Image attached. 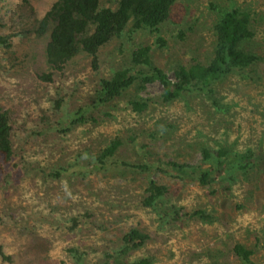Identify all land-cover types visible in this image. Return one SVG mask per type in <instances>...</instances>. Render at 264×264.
<instances>
[{
	"label": "rangeland",
	"instance_id": "obj_1",
	"mask_svg": "<svg viewBox=\"0 0 264 264\" xmlns=\"http://www.w3.org/2000/svg\"><path fill=\"white\" fill-rule=\"evenodd\" d=\"M54 2L0 0V35L12 41L0 46V107L10 111L17 152L12 164L0 156V245L10 257L0 256V264H74L73 249L101 261L117 255L131 228L149 235L127 256L131 262L151 256L153 264H246L234 251L242 243L254 264H264V60L215 80L211 92L171 102L159 98V80L95 102L102 78L144 67L131 60L139 45L151 47L173 81L179 65L211 60L221 9L251 13L255 36L244 47L264 55V0H178L158 31H126L103 47L98 69L81 53L47 79L49 32L38 35L36 26ZM101 3L115 7L118 0ZM141 98L148 107L135 111L131 101ZM116 139L119 147L102 164L98 155ZM203 147H226L229 157L249 162L232 158L233 168L205 185L199 172L168 167L213 166L216 154L205 159ZM151 179L168 187L154 207L143 204ZM201 210L204 218L194 214Z\"/></svg>",
	"mask_w": 264,
	"mask_h": 264
},
{
	"label": "trees",
	"instance_id": "obj_2",
	"mask_svg": "<svg viewBox=\"0 0 264 264\" xmlns=\"http://www.w3.org/2000/svg\"><path fill=\"white\" fill-rule=\"evenodd\" d=\"M177 1L118 0L115 7H109L102 5L101 0H55L36 26L38 35L49 32L45 55L50 72L43 75V78L50 79L52 72L62 71L70 61L81 53L89 55L93 68L98 69L99 53L103 47L114 40L121 39L126 31H158L160 26L171 16ZM215 35L212 59L206 63L179 65L175 71L176 80L174 81L169 78L164 69L155 64L149 45H139L133 48L131 50L133 64L144 67L134 72L129 68L118 69L110 78H102L95 102H110L131 86H136L140 90L147 83L155 80L161 81L164 86L163 93L159 98L164 102H171L182 94L193 93L196 90L209 88V92H211L210 84L215 80L226 76L236 68L244 70L264 60V55L248 51L244 47L255 36L251 13L248 10L240 6L221 9L215 22ZM0 46L11 48V36L0 35ZM131 104L135 111H142L148 107L149 99L132 100ZM12 125L10 111L0 107L1 164H12L17 156L12 140ZM119 144L120 141L116 139L101 151V155H98L97 158L102 160L100 161L102 164L114 155ZM225 148L211 151V149L203 147L202 152L205 159H211L213 153L216 154V163L213 166L197 168V166H187L176 162L167 164L168 167L180 174L199 172V180L201 184L205 185L214 180L215 172L220 173V171L233 168L234 165L230 162L233 161L232 158L238 160L239 165L243 167L244 162H249V160H241L238 155L229 157L230 150ZM262 159H264V151L258 158L259 161ZM122 164L126 165V163ZM12 166L17 167L15 164ZM138 167L147 168L149 166L142 164ZM51 174L58 177L60 173L55 171ZM167 192L166 185H161L151 179L145 189L143 204L154 207ZM194 214L200 218L206 216L203 210L195 211ZM148 236L145 231L139 228H131L120 239L117 255H112V257L109 253H105V258L101 261H86L81 254H78L77 249H73L71 251L75 257L74 264H153L151 256H142L132 262L127 259L130 253L144 245ZM234 251L244 263L254 264L250 258L252 250L244 244L237 243ZM0 256L10 259L4 253L2 245H0Z\"/></svg>",
	"mask_w": 264,
	"mask_h": 264
}]
</instances>
